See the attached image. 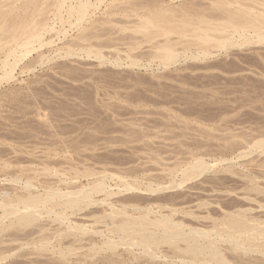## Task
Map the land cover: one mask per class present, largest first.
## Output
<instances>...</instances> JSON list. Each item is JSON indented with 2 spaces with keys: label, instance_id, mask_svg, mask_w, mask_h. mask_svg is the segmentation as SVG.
Here are the masks:
<instances>
[{
  "label": "rangeland",
  "instance_id": "obj_1",
  "mask_svg": "<svg viewBox=\"0 0 264 264\" xmlns=\"http://www.w3.org/2000/svg\"><path fill=\"white\" fill-rule=\"evenodd\" d=\"M0 1L3 2H0V4L5 3V0ZM7 1L9 2V0H6V3H8ZM11 1L10 5H14L13 0ZM16 1L15 5L25 3V0ZM40 1L41 3H38L40 8H47V5L49 7V2L53 0ZM92 1L96 3V6L90 8L87 16L89 21L85 18L81 22V26L72 23L75 18L67 15L69 14L67 11H63L62 16H60V11L56 8L55 10L52 3V8H49L50 11L47 8L49 13L54 9V12L52 10V14L49 15L51 18H48V11L46 9H40L41 11H46V13L44 15L43 12H38V17L42 14L41 17L44 16L45 19H54L53 21L47 20V22L49 25L52 23L50 26L57 28L48 31L45 37L53 41L55 40V42L51 43L52 45L49 44L33 50L16 67L15 72H13L16 74H14L13 78L0 81V185H2V188H4L3 185L5 184L8 188L11 187V189L18 187V183L11 186L13 182L11 183V180L8 182L7 178L11 177L13 173L17 174L16 172L20 168L22 170L24 168L27 171L32 166V168L38 167L37 169L41 170L39 175H41L43 172L42 168H48V165L50 164L51 166L52 163L54 170L47 171L50 175L44 171L43 175L39 176L41 180L43 178L49 180L50 176L57 179L56 173L62 172V170L67 172L66 175L71 174L73 171H71L69 166L72 163H79L78 165L81 168L86 165L93 166L97 170H102L104 166L112 171L117 170L116 172H130L133 169L134 171L132 170V172L134 174H139L143 171L150 173L153 169L154 171H151L152 174L155 172L156 174H160L161 170H164L166 166L173 167L177 163L184 164L188 162L191 156L193 157L191 151L194 155L201 154L200 156H205V158L209 157L207 158L208 160L212 158L210 160L212 162L214 161L213 157L214 159L226 156L229 158L236 157L243 149L244 151L248 150H246V153H249L248 156L240 157L241 159L238 157L232 163L233 165L230 162L229 164L237 172L243 171L247 164L243 172L251 171V173H256L258 176L261 175L259 177L261 179L258 178L257 180L261 184L260 186L264 188V144L261 147L252 146L256 139L263 140L264 138V43L249 45L243 48L232 47L228 51L224 50L216 55H207L205 60L196 61L189 58L185 62L162 65L160 68L157 67V61H153L151 65H147L145 64L147 61L140 60V65L139 63L131 65L129 63L130 59L126 58L128 49L131 55L137 52L135 54L137 56L138 54L146 53V51L148 52L152 48V42H147L142 43V45L140 44L141 48L138 47L137 51L135 49L133 50L135 52H131V47L133 46L131 40L133 25L131 26V23L134 21V18L135 20L139 18L135 16L139 12H136L134 8L148 2L150 4L154 0H135V5L131 2L133 0L129 1V5L127 0H105V2L102 0L103 4L101 0L99 3L98 0L97 2L96 0ZM188 1L194 2L195 0ZM212 2V0L195 1V3L202 4L204 7L205 5H209V8ZM7 5V7L10 6L9 4ZM206 10L208 9L206 8ZM206 10L205 12L208 13L211 11ZM131 13L133 14L131 15ZM61 17L62 20H60ZM93 21L94 26L90 25ZM125 21L126 24L129 22V25H126ZM129 26H131V29ZM88 27L90 28L88 29ZM64 29L66 32L60 33ZM83 29L86 30L84 31ZM2 34L3 32H0V36ZM6 34H3L5 36L2 35L3 38L6 37ZM80 34H82V38ZM89 34L91 35L90 39L86 37ZM84 35L86 37L84 39L88 41H84ZM92 35L94 38H92ZM98 35L102 37L96 38L99 37ZM74 40L83 45L89 43L90 47L89 45H85V48L91 51L95 49L92 51L93 53H97V51L101 52L105 55H103L105 59L89 57L85 52H81L82 55L79 56L66 55L64 52L69 46L73 52H79L82 49V44V46L80 45L81 47L71 44ZM127 41L128 43H126ZM57 49H60L58 52H61V54H58L59 57H57L56 51V53L53 52ZM140 51L142 52L140 53ZM2 53L0 51V57L3 56ZM42 53L45 56L41 58L40 54ZM118 56H120L119 59L122 58L120 61L123 60L121 66H117L111 62L118 58ZM107 60L110 61L107 63ZM29 64L32 65L31 69L29 68L31 67ZM26 65H29L28 68L22 71L23 66L26 67ZM0 71V75L5 73L4 69H0ZM250 151L252 152L250 153ZM203 153L204 155H202ZM99 159L101 163L96 164L97 160L100 161ZM68 160L70 164L67 163ZM223 164L225 166L228 163L225 162ZM63 166L65 168L69 167L66 169L67 171L64 170ZM217 167H222V165H217ZM217 167L215 171L220 170ZM148 168H151V170L149 169L150 171H148ZM141 169L142 171L139 172L138 170ZM222 171H217L219 173H207L209 176L211 175L210 178H208V175L206 177L203 176L204 178L211 179V182H204L206 183L205 185L202 183L204 178L201 177L202 182L199 181L200 178L199 180H191L186 183V186H181L183 189L180 190L181 187L178 189L180 192L182 191L181 194L196 195L197 193L204 192V190H191L190 186L195 183V185L201 183L199 184L201 187L205 186L202 188H206L207 186V189L211 190L213 188L212 184L217 182L214 186L220 185L217 188L214 187L216 191L215 189L211 190L213 192L208 190L209 194L206 191V193L202 194L209 197V199L212 198L214 203L217 202V199L218 201L220 200L219 204L221 202L224 204L230 198V201H236V198L239 199V195H242V192H248L244 191V187L248 181L247 179L243 180L244 178L240 176L243 172L231 174L230 170H228L230 172ZM220 173L221 175L223 174L221 178L226 175L223 180L227 179V177L229 179L223 181L220 177L216 178ZM54 174L55 176H53ZM218 178L224 182V185L226 184L227 191L230 188L240 186L235 189L236 191L239 189V191L235 194L233 191L232 193L229 191L230 195L229 192L228 194H224L225 187L222 181H217ZM231 184H233V187ZM234 185L237 186L235 187ZM187 186L188 188H186ZM178 189H172L173 192L169 189L165 190V192H167V195L170 194L168 191H171V194H177ZM175 190L177 191L176 193L174 192ZM210 192L213 194L210 195ZM239 192L241 193L239 194ZM163 194L166 193L163 192ZM260 195H257L258 198L262 197L263 199L261 200H264V195ZM214 199L216 200L214 201ZM253 202L248 203L246 200L244 205L246 207H250L251 205L255 207L258 203L254 202V204ZM214 203L213 205L218 204ZM215 208H218V206H215ZM218 209H220V205ZM258 210V212L264 213V211L262 212L264 209ZM47 217H43L34 226H17L9 228L8 231L6 230L7 232L2 233L4 236L0 235V243L3 244H0V248H3L4 253L2 254L5 255L1 254L3 250L0 251V255L4 256V258L0 256L2 258L0 259V264H81L83 261L81 258L84 256L80 255V253H83L84 249L86 251L87 247L79 249L76 252L77 256L72 254L66 258H61L59 254L53 253L54 251L52 252V250L50 251L39 246L41 243L39 244L37 241L39 238L42 239L43 236H41L42 233L38 232V230L42 229L40 228L42 225L46 227L47 232L51 231V234L59 230V224L52 222ZM15 230H19V237L23 234L20 237V241L18 232L16 233ZM42 232L43 234L45 233L44 231ZM33 233L35 234L34 237L32 236ZM12 234H16L18 238L16 240L19 243L15 240L16 236L13 235V238ZM11 237L14 240L10 242L12 240ZM24 237L27 239H24ZM61 238V241L65 240L67 245L72 241L69 240L72 239L71 236L65 239L61 236ZM4 240H7L5 244ZM65 242L63 243L65 244ZM89 243L90 241L88 243L84 242L87 246ZM124 249L125 247L123 246L118 249V254L114 255L115 259L109 251L98 256H107L109 253L111 257L109 256L108 258L107 256L106 259L108 261L111 258V261L109 260L108 262L113 263L112 258L115 263H122L126 259L129 261L131 256L127 255L129 252ZM119 252L121 255L123 254L122 257ZM232 254L235 257L241 255L240 253L234 254L233 252ZM249 254L252 256H249ZM249 254H246L247 257L244 254V258L246 259H242L243 255H241V258L237 257L235 261L246 264H263L261 260H264V256L262 257L258 253L255 255L252 252ZM253 256L256 258L255 262H253ZM250 257L253 258L249 261L248 258L250 259ZM90 259H86L85 264H93L92 260L97 261L98 257L91 259V261ZM100 259L102 261V258ZM121 259L124 260L122 261ZM257 259H260V263L259 260L256 261ZM107 261L104 260V264ZM152 261H150V264ZM167 263L170 264V262ZM173 263L176 264L175 262ZM101 264H103V261Z\"/></svg>",
  "mask_w": 264,
  "mask_h": 264
},
{
  "label": "bare ground",
  "instance_id": "obj_2",
  "mask_svg": "<svg viewBox=\"0 0 264 264\" xmlns=\"http://www.w3.org/2000/svg\"><path fill=\"white\" fill-rule=\"evenodd\" d=\"M53 1L49 3L53 4L54 9L56 8L60 11V16H62L63 11H67L69 13H66L67 15H71V17L73 16L72 18H75L72 23L76 25H80L85 18L87 19L90 8L96 6V3L92 0H55L54 3ZM99 1L100 0H98V3ZM127 1L129 5V1L131 0ZM134 1L135 0L131 2L135 5L136 1ZM154 1L150 4H148V2L141 4L138 7L135 6L137 8L133 7L134 10L136 9V12H139L135 15L139 18L138 20L136 19V21L133 17L134 21H132V23H136H131V26L133 25L131 35L133 46H130L132 49L131 52L135 49L137 51L138 47L141 48L140 44L142 45V43L147 42H152V48L151 50H148V52L146 51V53H141L142 51H140L141 54H138L137 56L135 55L137 52L134 55L133 53L131 55L128 49L126 52L127 56H125L130 59L129 63L131 65L138 64L140 60L147 61L145 63L147 65H151L153 61H157V67L160 68L162 65L185 62L189 58L196 61L205 60L207 55H216L221 51H228L232 47L243 48L249 45L264 43V0H212L213 2L210 3V8L209 5H205L208 10H211L209 13L205 12L206 8L202 6V4L195 3L196 0L194 2L188 0ZM10 2L12 3L11 0L6 3L5 0L6 4H0V32H3V34L7 33L4 38L3 36L5 35L2 34L3 36H0V51L3 52V56L0 57V69L5 70V73L2 71L4 74L0 75V81L13 78L14 74H16L13 73L15 72L16 67L19 66V63L31 54L33 50L55 42V40L53 41L46 38L45 35H47L48 31L57 28H55V26H50L52 23L49 25L47 22V20H50L48 18H51L49 15L52 14V10L54 12V9H52L49 13V8H52V4H49V7L47 5L48 11L46 7L40 8L38 3H41V1L39 2V0H25V3L18 5H15V2H17L16 0H13L14 5H10ZM7 4L10 6L7 7ZM1 5L6 9H3ZM110 6L114 7L113 5ZM28 9H30V11H28ZM40 9H46L48 11V15L46 14L48 18L45 19L44 16L41 17L42 14L40 16L41 18L38 17V12H43L44 15L46 13V11L44 12ZM132 14L133 13H131V15ZM60 20H62V17ZM87 20L89 21V19ZM92 20L94 19L92 18ZM69 22H71V20H69ZM91 23L92 24L90 25L94 26V21ZM116 24L114 25L116 26ZM80 26L79 28L81 29ZM92 26L90 27L93 28ZM131 26H129V28ZM90 27H88V29ZM62 32L65 33L66 30H61L60 33ZM97 32H95V34H97ZM81 35L82 34H80V37L82 38ZM85 35L83 36V39L86 37L89 39L91 38L90 34L86 37ZM93 35L92 38H94ZM101 35H98L99 37L96 38L102 37ZM84 41L88 40L84 39ZM79 43L80 42H75V40L74 42H71L74 46H80L82 44ZM126 43H128V41ZM85 45L86 44H84L83 47L80 46L82 49L79 52L76 51V47L74 48L76 52H73L70 46L68 48L66 47L67 49L65 48L66 50L64 53L66 55L79 56L82 55L81 52H85L89 57H97L102 60L105 59L104 54L98 51L97 53H93L92 51L95 49L91 51L90 49H86ZM87 45L90 47L89 43H87ZM59 50L57 49L53 51L54 53L57 52V57H59L58 54H61V52H58ZM40 56L42 58L45 55L42 53ZM119 57L120 56H118V58L115 57L116 59L111 62L117 66H121L123 60L120 61L122 58L119 59ZM34 60L36 59L34 58ZM110 60H107V63ZM28 66H23L24 68L22 71H24L25 68L27 69ZM30 66L31 67L29 68L31 69L32 65ZM263 140L256 139L252 146L261 147L264 144ZM252 146H250V148H252ZM246 150L244 151L243 149V151L238 153L236 157L232 158L226 156L214 159L213 157L214 161L212 162L210 161L212 158L208 160L207 158L209 157L205 158V156H200L201 154L194 155L191 151L193 157L191 156L188 162H185L184 164L177 163L173 167H161L164 168V170H161V173L163 172L162 174H156V172L152 174L151 171L154 170H151V168H148V171L151 170L150 173L143 171L139 174H134V172H132L133 169H130V172H126L125 170V172H116L117 170L112 171L104 166L102 170H97L95 167L89 165L81 168L78 165V162V164H73L71 162L72 164L69 166L71 171H73L71 174L69 173L70 171L68 172L69 175H66L67 172L63 170L62 172L55 171L57 172V179L56 177L51 178L50 176L51 180L50 178L49 180L43 178L42 180L44 181H42L39 176L43 175L44 171L47 172L52 171V169L54 170L52 163V167L49 164L48 168H42L43 172L41 175H39L41 170H38V167L32 168L33 166L28 168L27 171L24 170V168L23 170L20 168V171L16 169L19 173L13 170L17 174L13 173L12 176H15H11L12 178L9 177L11 179H4L8 182L11 180V183L13 182L11 186H14L15 183H18L19 186H15V189L12 187L13 189H11V187L8 188L5 183V185H3L4 188L0 185V235L4 236L2 233L6 230L8 231L9 228L11 229L17 226H34L39 220H42L43 217L48 216L47 218L51 219L52 222H57L60 225H58L59 230H56L55 233L52 232L54 234H51V231L49 230L50 232H47V229H45L46 227L41 224L42 226L40 228H42L41 230L45 233L43 234L41 230H38V232L42 233L41 236H43L42 239L38 237L40 240L38 239L37 242H39V244L41 243L39 246L46 248L47 250L49 249L50 251L52 250V252L54 251L53 253H57V255L59 254L61 258H66L68 255L72 254L77 256L76 252L79 249L87 247L86 251L84 249L85 252L82 251L83 253H80V255L85 257L81 256V259L83 260L81 264H85L86 259H93L95 257H98V259L97 261L93 259V264H101L102 261L104 264V260L107 261L106 257L108 256L109 258L111 255H109V253L107 256L101 255L99 257L98 255L109 251L112 253V257H114V255L118 254V249L122 246L125 247L124 250L129 252L127 255H130L131 257H129L131 259L128 258L129 261L123 259L125 262L121 259L123 261L122 263H115L112 258V263L108 262L109 260L111 261L110 258L107 263L150 264V261L153 260V263L151 262V264H166L167 262H170V264H172V262H175L176 264H246L243 262H237L235 259L237 257L241 258V255H243V259L246 254L251 252L255 255L258 253L259 255H262V257L264 256V213L262 214L261 211L258 212V209H264V200H261L263 199L262 197L259 199L257 196L260 194L264 195V188L260 186L261 184H259L257 180L261 175L258 176L256 173H251V171L243 172L247 167V164L244 169L241 167L243 169L241 172L243 173L240 171H238V173L232 168L233 166H231L236 158H243L244 156L246 157V155L248 156L249 153H246ZM251 152L252 151H250V153ZM204 153L202 155H204ZM99 162L101 163V160H97L96 164ZM225 162L228 164L230 162L231 165L229 164V166L226 164V167V165L224 166L223 164ZM67 163L70 164V161L68 160ZM93 165L95 166V164ZM217 165H222V167H217ZM216 167L220 168V170H217L219 172L222 170L226 172L230 170L231 174L241 173L240 176L244 178L243 180L247 179L248 181V183L246 182V185L244 184V191L248 192H242V195L240 194L241 192H239V199L236 198L237 200H232L233 202L230 201V198L227 199L228 201L226 200L227 203H225V201L224 204L222 202L219 204L218 202H220V200L218 201L217 199L216 203L220 205V209H218V204L213 205L214 202L212 201V198L209 199V197L203 196L205 191L209 194L208 190L210 189H207V186L206 188H202L205 186L201 187V185H199L201 183L198 181L199 186L195 185L196 183L194 184V181V185L189 184L192 185L189 188L191 190L203 189L204 192H202L203 190L201 191L203 194H181L182 191L180 192V190L183 189L181 186H186V183L191 180H199L200 178L199 181H201V177L209 176L211 172L213 173L215 171ZM68 168H65L64 170ZM142 169L138 171L141 172ZM221 173L218 174L220 176H216L215 174L216 178H221L224 172L222 175ZM53 176H55V174ZM210 176L208 178H210ZM225 176L223 178H225ZM208 178H204L205 180L203 179V182H201H211V179ZM223 178L221 179L223 180ZM228 179L229 178L227 177V179H224L223 181H227ZM218 180L220 179L218 178L217 181ZM223 181L222 184L224 183ZM205 184L206 183L203 185ZM216 184L217 182L212 184L213 188L211 187V190L220 185L219 184L215 187L214 185ZM188 186L186 188H188ZM231 186L233 187V184H231ZM178 188H180V190ZM236 188L233 187L227 191L228 188L225 187L224 194H228L229 191L231 193L233 191L235 194L239 191V189L236 191ZM169 189H178V192L180 193L175 190L174 192H177V194H171L173 192L172 190V192L168 191L170 194L167 195L165 190ZM163 192L166 194H163ZM211 192L210 195L213 194ZM215 200L216 199H214V201ZM243 200L245 202L247 200L248 203L254 201L258 204H256L257 206L255 205V207L252 205L246 207ZM215 206H218V208H215ZM263 211L264 210H262V212ZM18 231L15 230L16 233ZM19 234L20 233L18 232V238L20 241V237L23 236V234L20 237ZM33 234L32 236L34 237L35 234ZM13 235L16 236V234H12V237ZM61 236L63 239L71 236L72 239H68L72 241L67 245L65 240L61 241ZM13 238L10 242L14 240ZM18 238L16 236L15 240H18ZM24 239L27 238L24 237ZM5 241L7 240L3 241L4 244ZM19 241L17 242L19 243ZM88 241H90V245L88 244L87 246L84 242L88 243ZM63 242H65L66 245ZM2 250L3 248H0V251ZM232 252L234 254L240 253L241 255L235 257ZM2 253H4V250L1 254ZM250 255L251 254H249V256ZM104 256L105 259L103 260ZM253 257H250V259L248 258V260H252L251 258ZM2 258H4V256H2ZM100 258H102V261ZM255 259L256 258L254 257L253 262H255ZM258 260L260 263V259H257L256 261ZM154 261L157 262L154 263ZM261 262L264 264V260H261Z\"/></svg>",
  "mask_w": 264,
  "mask_h": 264
}]
</instances>
